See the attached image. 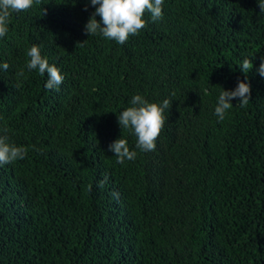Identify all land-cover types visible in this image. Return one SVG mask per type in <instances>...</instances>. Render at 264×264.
I'll use <instances>...</instances> for the list:
<instances>
[{
  "label": "trees",
  "instance_id": "16d2710c",
  "mask_svg": "<svg viewBox=\"0 0 264 264\" xmlns=\"http://www.w3.org/2000/svg\"><path fill=\"white\" fill-rule=\"evenodd\" d=\"M97 7L39 0L0 37V135L27 149L0 165V264H264L259 0H164L123 44L86 33ZM33 45L58 90L27 68ZM240 81L251 99L220 120V93ZM135 95L170 101L153 151L118 122ZM119 138L134 160L117 162Z\"/></svg>",
  "mask_w": 264,
  "mask_h": 264
},
{
  "label": "clouds",
  "instance_id": "9594fccd",
  "mask_svg": "<svg viewBox=\"0 0 264 264\" xmlns=\"http://www.w3.org/2000/svg\"><path fill=\"white\" fill-rule=\"evenodd\" d=\"M39 0H0V37H4L9 28L10 17L13 12L26 11L33 7ZM96 8L95 13L85 26L86 33L91 35L99 31L109 40H115L119 44L125 43L130 36L137 35L145 28L146 21L143 19L145 12L151 14L153 21L162 18V5L164 0H90ZM261 12H264V2L259 0ZM87 10V8L85 9ZM46 9L44 10V13ZM96 16H100L102 23L98 22ZM86 42V41H85ZM30 57L27 63L29 70H38L40 75L47 73L48 80L45 87L49 90H58L64 80L60 70L49 64L47 58L42 57L39 46L33 45L27 52ZM240 65L241 70L247 74L252 68V61L245 59ZM3 70L9 68L7 62L0 65ZM258 73L264 77V59L258 69ZM19 76L23 72L18 73ZM239 99L241 107L246 106L251 99V86L249 83L240 81L235 90H223L218 98L215 114L223 120L227 110L233 107L232 100ZM131 107L123 110L118 115V122L122 129H132L137 137L136 147L141 151H153L156 148V140L164 127L166 117L164 111L169 108L170 101L165 99L162 105L149 103L141 95H135L131 101ZM7 135H0V165L13 163L18 159H24L27 149L18 147L8 142ZM109 150L115 153L118 163L134 160L137 153L131 151L128 141L119 138L109 145ZM101 181V186L106 182Z\"/></svg>",
  "mask_w": 264,
  "mask_h": 264
}]
</instances>
